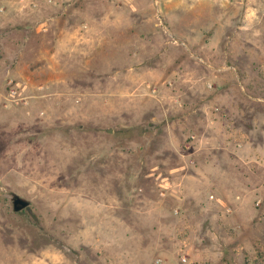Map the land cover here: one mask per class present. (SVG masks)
I'll return each mask as SVG.
<instances>
[{
  "label": "rangeland",
  "instance_id": "1",
  "mask_svg": "<svg viewBox=\"0 0 264 264\" xmlns=\"http://www.w3.org/2000/svg\"><path fill=\"white\" fill-rule=\"evenodd\" d=\"M0 1V264H264V0Z\"/></svg>",
  "mask_w": 264,
  "mask_h": 264
},
{
  "label": "crops",
  "instance_id": "2",
  "mask_svg": "<svg viewBox=\"0 0 264 264\" xmlns=\"http://www.w3.org/2000/svg\"><path fill=\"white\" fill-rule=\"evenodd\" d=\"M193 88H194V84L192 83L184 84V88L181 91H177V93L181 97L182 101L185 102L184 103L185 109L188 110L191 109L192 111L196 109L204 110V113H206L205 115L207 121L204 125L203 122H200L198 124L199 126H203L204 128L203 132L208 134L207 127H209V129L210 128L216 129L215 122L217 121L218 116L216 113L211 112V110L208 109V107H211L212 103L209 104L208 101L204 99V97L195 94ZM197 118L198 117L191 116L190 118H188V120L191 121V123H194L195 122L194 120ZM193 128L197 129L194 127V125ZM201 136L203 139V134ZM252 161L257 162L256 160H252ZM248 165L253 167L252 164H248ZM256 172L257 171L253 170V172H248L246 174L237 172L232 176L229 175L221 176L220 179H223L224 181L230 184V191L228 193L230 197L236 198V200H234L235 207L239 206L243 198L257 196L262 193L261 186L259 187L260 185L259 183L260 182L264 183V176L261 175L259 176L258 174H256ZM206 179L207 178L205 177V180ZM258 212L260 211L254 209V215L259 214ZM208 213L209 212H207V214Z\"/></svg>",
  "mask_w": 264,
  "mask_h": 264
},
{
  "label": "built area",
  "instance_id": "3",
  "mask_svg": "<svg viewBox=\"0 0 264 264\" xmlns=\"http://www.w3.org/2000/svg\"><path fill=\"white\" fill-rule=\"evenodd\" d=\"M3 4L1 3L0 1V13L3 11ZM7 86H8V95L10 97H14L16 95V87H17V84L16 82H14L13 80L11 79H8L7 80ZM154 90L152 89V92ZM165 178L161 179L160 182L157 184V194L159 197H164L165 196V193L167 192V186H166V182L164 181ZM260 205V201L259 200H256L254 202V206L255 207H258ZM226 211H229V209H226ZM177 214V211H173V215H176ZM180 261L184 262L185 261V258L184 257H180L179 258ZM156 264H158V261H156Z\"/></svg>",
  "mask_w": 264,
  "mask_h": 264
},
{
  "label": "water",
  "instance_id": "4",
  "mask_svg": "<svg viewBox=\"0 0 264 264\" xmlns=\"http://www.w3.org/2000/svg\"><path fill=\"white\" fill-rule=\"evenodd\" d=\"M29 203L28 201L21 199L20 197L16 195H12L11 198V209L13 212H19L26 207H28Z\"/></svg>",
  "mask_w": 264,
  "mask_h": 264
}]
</instances>
